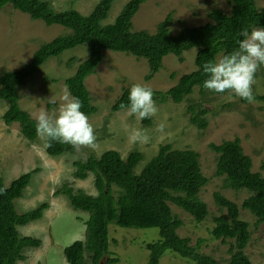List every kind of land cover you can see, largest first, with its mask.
I'll use <instances>...</instances> for the list:
<instances>
[{
    "label": "trees",
    "instance_id": "1",
    "mask_svg": "<svg viewBox=\"0 0 264 264\" xmlns=\"http://www.w3.org/2000/svg\"><path fill=\"white\" fill-rule=\"evenodd\" d=\"M146 1L129 0L115 22L104 25L102 21L107 18L114 0H99L88 15L76 9L56 11L44 0H0V10L12 5L35 20H43L48 25L60 24L72 30L70 34L59 35L40 45L30 61L18 70H5L0 75V99L9 103L2 116L5 123L18 122L22 135L30 141L36 140L37 120L22 108L18 87L25 85L50 57L59 56L65 50L79 45L89 48V56L64 82L71 96L83 101L81 110L90 116L97 112L98 107L92 103L86 79L103 60L104 50L146 58L150 68L146 79L150 80L163 67L165 56L175 54L183 62L184 52L197 48L195 70L182 74L176 84L165 91L153 90L154 99L159 103H181L199 88L202 99L188 105L187 115L192 124L206 129L209 125L206 116L210 110L205 107L204 101L209 98V93L216 92L203 87L204 80L208 78L203 72V64L214 62L238 49V41L243 39L238 32L242 29L251 31L253 27H264V8L259 9L256 0H228L231 6L229 13L214 8L208 14L211 21L184 27L179 34L173 35L170 30L172 13L158 24L155 32L133 30V17ZM130 88H125L112 104L113 112L124 110L120 105L129 103ZM253 94L256 100H264V94ZM142 122L151 125V117ZM210 147L218 153L216 174L223 178L224 187L236 191L246 189L250 193L241 205L220 191L214 193L221 213L213 217L215 226L212 234L224 243L229 242L231 256L227 264H254L245 251L252 238L251 224L241 218L240 211L241 208L250 210L256 218L255 226L264 222V175L253 171V160L244 152L239 137L221 144L210 143ZM74 151L75 147L70 144L47 138L50 155ZM200 157L194 149L173 148L168 143L160 146L158 153L139 173L136 168L144 159V154L138 150L132 151L126 159L119 151L109 149L99 157L91 155L87 160L75 161V177L86 179L89 173H93L99 193L92 195L83 190L76 191L67 183L57 191L67 195L74 208L90 213L86 220V238L76 240L64 249L69 264H88L87 258L90 264H100L105 256L106 264L118 261V257L111 256L109 249L111 223L122 227L160 229L161 239L146 243L150 250L146 264H158L168 249L197 264H221L213 255L200 251L201 239L193 245L189 237L179 234L184 221L171 206V203L175 204L198 222L209 216L208 204L200 195L201 189L209 183V177L203 173ZM35 172L36 169L21 174L8 186L0 177V264H17L26 259V248L42 244L39 237L21 235L19 226L42 218L49 203L43 202L24 213L18 212L15 206V200L23 196Z\"/></svg>",
    "mask_w": 264,
    "mask_h": 264
},
{
    "label": "rangeland",
    "instance_id": "2",
    "mask_svg": "<svg viewBox=\"0 0 264 264\" xmlns=\"http://www.w3.org/2000/svg\"><path fill=\"white\" fill-rule=\"evenodd\" d=\"M56 11L76 9L88 15L99 0H44ZM129 0H114L111 10L102 24L114 23L124 5ZM259 9L264 8V0H256ZM221 9L229 13L228 0H148L144 2L133 17V30L155 32L158 24L169 13L173 22L171 34L177 35L184 27L205 24L211 19L212 9ZM72 30L60 24L48 25L43 20L33 19L27 13L6 5L0 10V75L5 70H18L28 63L36 49L45 42L59 35L70 34ZM197 48L184 52V61L180 62L175 54H168L163 67L150 80L149 63L146 58L133 54L104 50V58L96 71L86 79L92 97V103L98 107L93 115L88 116L96 135V147H75V151L53 156L47 152V137L39 136L30 141L21 133L20 125L14 122L6 124L3 114L9 103L0 99V177L8 186L12 180L23 173L36 169L31 183L22 197L15 200L18 212L32 210L43 202L49 203L42 218L19 226L21 235H30L42 239L39 247L25 249L26 259L17 264H69L64 249L76 240H84L87 235L86 220L90 213L74 208L70 199L58 189L67 183L76 191L83 190L92 195L99 193L93 173L86 179L75 177V161L87 160L91 155L99 157L109 149L119 151L126 159L134 150L141 151L144 159L136 172L155 156L161 145L171 144L173 148H191L201 155L203 173L209 177V183L201 189L200 195L208 204L209 216L202 222L171 203L173 212L184 223L178 232L191 239L196 245L201 239L200 251L213 255L221 264H227L231 254L229 242L224 243L212 234L215 226L213 217L221 210L214 199V193L220 191L229 199L241 205L250 194L248 190L236 191L224 187L222 177L216 174L218 153L213 151L210 143L221 144L225 140L239 137L244 152L253 160V171L264 175V100L244 101L234 93H209L204 105L210 111L207 114L209 125L200 129L192 124L187 115L189 104L202 99L200 89L181 103L156 101L158 113L151 117V125H145L127 110L113 112L112 104L123 90L141 83L154 90L165 91L176 84L184 73L195 70ZM89 56V48L79 45L65 50L59 56L50 57L34 73L25 85L18 87L20 104L36 119L41 109L49 114L58 110L63 103V96L70 94L65 79L76 71L78 65ZM57 80V81H56ZM253 93L264 94V65L255 75ZM55 96L56 103L50 104L49 98ZM52 105V106H51ZM163 124V132L158 125ZM132 128L146 129L150 137L147 143H132L128 139ZM240 216L251 224L252 238L245 251L254 264H264V222L255 226L256 218L248 209L241 208ZM161 239L158 227L136 228L122 227L115 223L109 225V249L111 256L118 261L112 264H146L150 250L146 243ZM106 257L103 262L106 264ZM88 264L90 260L87 258ZM158 264H197L194 260L183 257L168 249Z\"/></svg>",
    "mask_w": 264,
    "mask_h": 264
},
{
    "label": "clouds",
    "instance_id": "3",
    "mask_svg": "<svg viewBox=\"0 0 264 264\" xmlns=\"http://www.w3.org/2000/svg\"><path fill=\"white\" fill-rule=\"evenodd\" d=\"M238 36L243 37L238 41V49L214 62L207 61L203 64V72L208 77L204 80L203 87L221 94L231 92L241 99L253 102L255 75L260 66L264 65V27H253L251 31L242 29ZM62 99L63 103L55 112L49 114L46 110H40L36 117L37 135L77 148L94 149L95 129L89 122V117L81 110L83 101L69 94H65ZM128 100L127 105L122 103L120 107L137 119H147L158 113L154 90L146 84H133ZM48 101L55 104L56 97L52 96ZM158 130L163 132L164 125H158ZM128 139L132 143L143 144L150 137L146 129L132 128Z\"/></svg>",
    "mask_w": 264,
    "mask_h": 264
},
{
    "label": "water",
    "instance_id": "4",
    "mask_svg": "<svg viewBox=\"0 0 264 264\" xmlns=\"http://www.w3.org/2000/svg\"><path fill=\"white\" fill-rule=\"evenodd\" d=\"M100 264H104V262H101Z\"/></svg>",
    "mask_w": 264,
    "mask_h": 264
}]
</instances>
